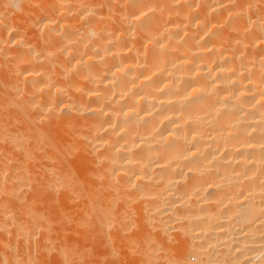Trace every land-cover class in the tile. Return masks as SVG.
Segmentation results:
<instances>
[{
    "label": "clouds",
    "instance_id": "9594fccd",
    "mask_svg": "<svg viewBox=\"0 0 264 264\" xmlns=\"http://www.w3.org/2000/svg\"><path fill=\"white\" fill-rule=\"evenodd\" d=\"M126 2L39 0L34 42H16L19 55L0 46L14 78L0 82V264H181L185 242L184 264H210L217 245L227 264H264V139L237 136L255 123L245 134L264 137V57L245 55L257 33L264 43V0H142L117 12ZM73 9L81 27L56 23ZM214 29L227 56L204 45ZM23 62L43 66V80L25 81ZM241 198L251 210L209 244L225 203Z\"/></svg>",
    "mask_w": 264,
    "mask_h": 264
},
{
    "label": "bare ground",
    "instance_id": "6f19581e",
    "mask_svg": "<svg viewBox=\"0 0 264 264\" xmlns=\"http://www.w3.org/2000/svg\"><path fill=\"white\" fill-rule=\"evenodd\" d=\"M39 4V0H16V3L14 6L9 7L8 6V0H0V42L3 41H8V44H0V46H3L5 48H11L13 51H16L17 54H22L23 50L22 49H16V42L15 39L20 36V37H32V39H30L28 42L32 43L35 40L34 37V33L36 35H38L39 33L37 32V30L35 28H27V25L29 23V21L31 19H34V14H39V10L37 5ZM142 0H127L126 3H122V6H117L116 11L117 12H127L129 14H133L136 12V10L140 7H142ZM145 11H147V7L144 8ZM206 12V8L205 9H201L198 10L197 14H196V19L202 18L203 14ZM59 16H64L65 12L63 9H61L58 13ZM103 16H107V10H103L102 12ZM76 11L73 9L71 12V15L68 16L67 19H62L59 21H56V23H58L61 27H71L73 30H75L76 28H79L82 26V24L84 22L78 21L76 18ZM156 20L158 21L160 19V17L158 15L155 16H150L149 20ZM106 21L104 20H100L98 21V23L103 24ZM217 21L215 19V17L212 18L211 23L215 24ZM172 25L169 24V27H171ZM12 29H16L15 31H13ZM221 36V31H216L214 29V34L213 35H209L208 37H206L204 39V45L208 48H213V45H215L216 47L220 48V51L222 53H224L227 56V53L224 52V47L223 45L218 43V40ZM197 39L199 38V36L196 37ZM260 35L257 33L255 36V47H251L249 46L246 50H245V55L251 60L253 57L255 59H260L261 57H264V43L260 42ZM42 44V42H41ZM49 51H55L54 48H49ZM215 50V48H213V51ZM127 55H131V53H126ZM206 55H210V53H205ZM26 59V58H25ZM9 60L13 62V65H15L17 63V61L14 59V57L10 56ZM236 63H235V59L233 58V64H232V68L233 71L229 73L230 76H232L233 79H235V69H236ZM20 70L23 73V79L25 81H30L32 80L33 77V72H40L41 75L36 77V80L38 81H42L43 80V73L45 71V68L41 65H36L35 67H33V65L31 63L28 62H23L19 64ZM213 70H216L220 67L219 64H214L212 65ZM243 75V74H242ZM0 82L3 83V85L6 87L8 85H11L12 83H14V78H13V71L8 68L5 67L3 69H0ZM59 83H62V81H59ZM187 84V82H186ZM249 87H251L249 85ZM2 90H4L3 88H0ZM0 90V91H2ZM26 90L31 91V85H26ZM43 95V93L41 94ZM78 95V94H77ZM46 98V97H45ZM116 99H118V97H115ZM161 99L163 100V97H161ZM249 100H252L253 98L249 97ZM261 99V97L257 96L255 97V100L259 101ZM90 101V106L95 108V102H94V98H89ZM66 112V110H64ZM91 115V114H89ZM171 119L175 120L177 119V117L172 116ZM167 123L165 122V124L161 127V132L164 134L166 133V127H167ZM244 128H248L249 131H251V129L253 128H257L258 129V125L253 123L251 125H245L241 128V131L239 133H237V136L240 137L243 140H246L249 144H256L259 143L261 139H264V137L261 136V134L259 133V131H252V134L250 136H247L245 134ZM236 151L238 153H243L245 152V148L240 145L237 147ZM247 151L251 152V149H248ZM134 152L140 156L143 155V145H141L140 148H136L134 149ZM192 165L195 166H199L200 161L194 159L191 162ZM53 172L55 171L54 169L52 170ZM157 171H160L159 169H157ZM178 172L180 170H177ZM187 181L186 183L188 185L194 184L198 182V177L195 176L193 173H188L187 174ZM59 180L60 183H66L69 179V177L67 175H63L60 173H57L55 176H53V180ZM176 179H180V176L177 175ZM59 186V185H58ZM182 187V185H181ZM61 191L63 192L64 189L61 188ZM209 192H213L214 189H212L211 187H209L208 189ZM258 195V194H257ZM245 200L243 198H241L239 201H236L235 199H233V201L229 204V203H225L224 208L221 209L222 213H226L227 215V219H221L217 224L212 225L213 228H216L217 231L215 233L209 232L206 235V239L207 242L209 244H212L214 242H216L221 236H224L225 232H227L229 230V225L232 221L233 218V213H240L241 215H246L252 208V205H249V208L245 209V208H241L240 205L244 204ZM223 243H228L227 237L224 238ZM209 256H208V260L210 262V264H227L228 261V257L225 255L226 249H224L223 247L217 245L215 248H209ZM191 254V250L188 246V244L182 243L181 246L175 250V255L178 261L181 262V264H184V262L187 261V259L189 258Z\"/></svg>",
    "mask_w": 264,
    "mask_h": 264
},
{
    "label": "rangeland",
    "instance_id": "374dc122",
    "mask_svg": "<svg viewBox=\"0 0 264 264\" xmlns=\"http://www.w3.org/2000/svg\"><path fill=\"white\" fill-rule=\"evenodd\" d=\"M24 38H27V37H20V36H18L16 39H15V42H19L21 39H24ZM4 89V88H3ZM0 90H2V89H0ZM3 91V90H2ZM101 251H103V250H101Z\"/></svg>",
    "mask_w": 264,
    "mask_h": 264
}]
</instances>
